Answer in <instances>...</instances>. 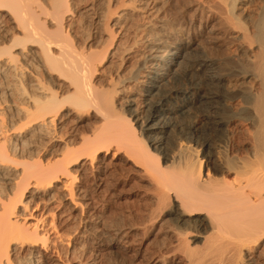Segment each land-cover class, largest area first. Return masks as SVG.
<instances>
[{
    "label": "bare ground",
    "instance_id": "bare-ground-1",
    "mask_svg": "<svg viewBox=\"0 0 264 264\" xmlns=\"http://www.w3.org/2000/svg\"><path fill=\"white\" fill-rule=\"evenodd\" d=\"M204 1L0 0V264H264V2Z\"/></svg>",
    "mask_w": 264,
    "mask_h": 264
},
{
    "label": "rangeland",
    "instance_id": "rangeland-1",
    "mask_svg": "<svg viewBox=\"0 0 264 264\" xmlns=\"http://www.w3.org/2000/svg\"><path fill=\"white\" fill-rule=\"evenodd\" d=\"M164 3L163 1L165 0H157L159 6H162V3ZM204 1V0H203ZM207 3L211 4V1L212 0H205ZM204 1V2H205ZM247 1V0H246ZM205 2V3H206ZM248 2V1H247ZM264 0H251V2H248L247 4H242V6L240 7H243L241 8L242 10H240L239 8V11H243V13L245 12H248V11H251V10H254L256 9L257 7H259V5H262L264 3ZM256 3V4H255ZM259 3V4H258ZM262 3V4H261ZM120 4H118V7H119ZM248 5V6H247ZM102 6V5H99V7ZM121 6V5H120ZM124 6H122L121 8H123ZM247 7V8H246ZM101 8V7H100ZM119 8V9H121ZM118 9V8H117ZM250 9V10H249ZM246 10V11H245ZM117 29V28H116ZM115 29V30H116ZM113 30L112 33H110L111 31H109L110 34H112V38L110 39L111 42H113V44L111 43V46L113 47L116 43H117V40H118V36H119V33H116V31ZM109 40V42H110ZM113 40V41H112ZM184 43L186 42V39H184ZM219 44H216L214 45L213 47H207L206 45L207 44V41H202V45H201V42H200V45L199 48H208L206 49L207 52H210L212 55H222L226 52V50L228 49V51H234L236 45L234 46V43L229 46L230 44L228 43H225L224 42V39H220L219 40ZM222 41L224 44H222ZM108 42V44H110ZM198 43V42H197ZM206 44V45H205ZM220 44H222L223 46H221ZM205 45V46H204ZM225 46H228V47H225ZM230 49V50H229ZM222 50V51H221ZM224 51V52H223ZM195 55L194 53H192V56ZM240 56V58H238L236 60V64L239 62H243V63H247L248 61V58H246V56ZM242 58V59H241ZM244 58V59H243ZM240 60V61H238ZM238 61V62H237ZM181 81V82H180ZM183 80L182 79H178V80H175L172 82V85L174 86H182L183 85ZM249 85V84H248ZM247 84H241V85H238V92L236 93L237 97L234 99V101H221V100H217L215 103V105H220V104H223L224 102L227 104H235L236 102L238 101H242L248 94V89H249V86ZM128 93H130L131 91V87L129 89H127ZM222 102V103H221ZM233 102V103H232ZM186 119L185 121H187V117H182L180 120L183 121L184 123H186L184 121V119ZM95 120V119H94ZM93 120V125L96 124L97 126L100 125V121L99 120H96V122H94ZM98 121V122H97ZM86 125L84 124L83 127L86 129L85 132H87L88 134H91V132L94 129L93 125ZM91 126V127H90ZM96 126V127H97ZM90 127V128H88ZM219 128L220 127H216V126H210V129L208 130H204L202 135L203 137L205 136L206 138L208 137L209 140L213 143L217 140V135L219 134ZM84 129V130H85ZM92 129V131L90 130ZM169 136V135H168ZM166 136L165 137V140H167L168 142L170 141V138L171 137H168ZM168 137V138H167ZM211 138V139H210ZM166 141V142H167ZM105 147L103 148V151H102V155L105 154ZM114 152V151H113ZM110 154V156H112V153ZM133 184V183H132ZM128 184L127 186H125L124 188H121L119 187L118 190L116 191V195L114 196V199L112 200V202L110 203V209L107 211V213H105L103 215V218H102V221L105 223V225H107L108 222H112L114 226V228H120L121 227V234L122 235H128L130 237H132V235L134 234V231H135V226L131 224V221L133 220V218L139 214V212H141L144 207H145V203L144 201L139 197V194L143 193V190L140 188V185L141 184ZM139 186V187H138ZM134 187V188H133ZM126 189V190H125ZM141 189V190H140ZM123 192V193H120V192ZM59 200V201H58ZM58 201V202H57ZM65 200H63L64 202ZM60 201L59 198H55V201H54V206L56 207H62V203ZM61 204V205H60ZM138 205V206H137ZM142 205V206H141ZM60 207V208H61ZM140 209V210H139ZM112 211V212H111ZM121 213V214H120ZM124 213V214H123ZM131 213V214H130ZM114 215V216H113ZM113 218V219H112ZM122 218V219H120ZM128 218V219H127ZM112 219V220H111ZM107 220V221H106ZM125 222H124V221ZM119 221V222H118ZM121 221V222H120ZM123 223V224H122ZM125 223V224H124ZM155 248V245H152V244H148V250H152ZM122 248L121 247H118V246H114L112 247L111 249L105 251L104 255L102 256L103 260H101V264H148V262L146 260H138V259H134L133 258H128V259H123L122 256ZM75 264V263H73Z\"/></svg>",
    "mask_w": 264,
    "mask_h": 264
}]
</instances>
